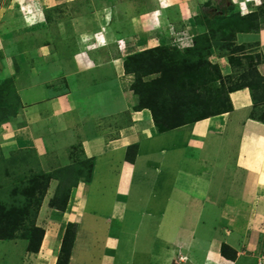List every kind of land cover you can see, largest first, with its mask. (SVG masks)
Masks as SVG:
<instances>
[{"label": "crops", "instance_id": "1", "mask_svg": "<svg viewBox=\"0 0 264 264\" xmlns=\"http://www.w3.org/2000/svg\"><path fill=\"white\" fill-rule=\"evenodd\" d=\"M138 1L144 8H137ZM60 2L39 0L32 14L19 11L3 25L0 81L12 78L18 104L16 114L0 124L9 133L0 144L4 153L49 157L50 170L70 151L80 166L92 161L91 181L78 182L68 208L51 209L55 223L82 222L84 232L87 207L95 224L105 222L90 238L108 242V259L100 264H204L209 255L212 264L237 261L222 255V242L239 250L226 238L236 242L245 222L264 218V121L251 116L250 88L230 92L227 112L160 131L151 111L137 107L134 75L124 67L129 54L177 46L172 26L199 34L197 17L190 14L197 0H186L188 12L171 0H64L72 6L68 12ZM262 24L257 46L264 50ZM22 25L44 32L25 41L15 37L21 28L13 29ZM101 31L108 43L95 46L93 36ZM212 55L231 67L225 56ZM258 65L264 75L263 57ZM131 145H137L136 156L127 160ZM58 183L53 178L50 185L56 190ZM40 212L43 224L45 211ZM130 221L137 226L128 235ZM179 247L191 254L187 261L175 257Z\"/></svg>", "mask_w": 264, "mask_h": 264}, {"label": "trees", "instance_id": "2", "mask_svg": "<svg viewBox=\"0 0 264 264\" xmlns=\"http://www.w3.org/2000/svg\"><path fill=\"white\" fill-rule=\"evenodd\" d=\"M231 7L220 13L205 12L202 17H197L201 32L194 36L192 46L153 47L126 57L124 67L126 72L134 75L131 87L138 98L137 107L151 111L160 131L231 110L230 92L244 87L250 88L254 102L251 116L264 121V75L252 54L245 55L247 62L238 56L246 45L237 44L235 40L237 33L259 30L264 21V0L259 7L245 14L239 6L237 9ZM213 53L228 57L234 68L232 74L222 75L219 64L210 60ZM245 64L249 66L246 71ZM13 89L12 78L0 81V124L10 120L18 110ZM136 151L137 145L128 148L130 160L135 159ZM77 162L75 167L59 169L55 176L41 169L37 173L31 172L24 179L23 183L28 186H24L25 189L7 185L0 179V238L28 239V249L38 251L45 230L36 221L51 179L59 180L52 206L61 210L66 209L70 193L82 177V180H90L92 161L83 162L82 166ZM10 170V167L5 169L6 176H14ZM3 195L9 199L1 198ZM75 226L71 222L65 225L56 264H69L77 234ZM221 253L231 260L237 258V251L227 244H223Z\"/></svg>", "mask_w": 264, "mask_h": 264}, {"label": "rangeland", "instance_id": "3", "mask_svg": "<svg viewBox=\"0 0 264 264\" xmlns=\"http://www.w3.org/2000/svg\"><path fill=\"white\" fill-rule=\"evenodd\" d=\"M171 1L177 3V6L181 5V8L183 9V11L188 12L191 9L187 6L186 0H171ZM240 1H247V0H203L202 2H200V0H197V2L193 6L194 10H192L190 12V14L194 13V15L196 17H202L205 12L220 13L225 8H232L231 7L232 5H233L234 9H237L241 3ZM249 1H250V3H246L249 9H256L263 2V0H259V2H257V0H249ZM38 3H39V0H0V39H1L2 31H6L3 28L4 23H6L8 20L18 18L17 15H18V13H20L19 11H21V13L23 12L27 15L32 14L34 9H36L38 7ZM60 3H63V4H61V6H65L67 12L69 11V9L71 10L72 6H70L69 3H65L64 0H61ZM39 4H41V3H39ZM85 4H83V5H85ZM136 4L139 5V7H137L138 9L144 8L143 7L144 3L141 4L140 1H138ZM35 5H36V7H35ZM73 5H76V4L74 3ZM239 8H240V6H239ZM56 20L58 22H60L61 17L59 16V18H57ZM262 25H263L262 35L264 36V23ZM20 28H21V31H19L20 33L15 35V37H19L21 39L25 38V41L33 40L38 35H40L41 32H44V31H41V32L40 31H32L31 29H28V28H26V26L24 27L23 25L21 27L15 26V28H13V29H16V31H17V29H20ZM171 28H173L171 30L172 33L174 35L176 33V36L178 34L179 37L181 38L180 41L182 42L180 45H178L177 42L174 41L175 45H177L178 47H181V48L193 45V43H194L193 37L194 36L191 32L192 31L191 28L185 27L181 30H176V31L174 30L173 26ZM260 28H261V26H260ZM260 28H259V30H256V31L240 32V33H237V35H236V39H235L236 43L241 44V45H243V44L246 45V48L244 50H240L238 53V56L240 58H243L244 62H247V60L245 58L246 54H250V55L252 54L254 56V60L258 61L259 63L262 61V57L264 59V54H263L264 50L261 47L257 46L258 45L257 44L258 43L257 38H259L258 33L260 32ZM27 37H30L31 39L29 38V40H28ZM104 38H105V35H104ZM58 44H60V43H58ZM125 48H126V45L124 47V50H125ZM62 49H64V48H62ZM213 54H215V53H213ZM225 57L228 60V57L227 56H225ZM215 58L216 57L214 55H212L211 61L219 64V66L221 68L222 75L224 77H227L228 75L233 73L234 68L232 67L231 64H230L231 67L229 65L222 66L221 60L215 59ZM225 63H227V62H225ZM257 67L259 69V65ZM240 68L242 69V66ZM243 68H245V71H246L249 68L248 64H245V66H243ZM4 132H5L4 130L0 129V144L2 143V145L4 144L5 139H6L5 135L9 134V133H5V135H4ZM8 150L9 151H6V154H5L4 150H2V148L0 147V179H1V181H5L7 183V185L12 186V184H13V186H16V187L17 186L18 187H24V186L26 187L27 183L25 184L23 182H24V179H26V176L31 174V172L37 173V171L41 169V170H45L48 173H53L55 176V175H57V173H58L57 171L59 169L63 170V169H66L67 167H75L74 165H76V161L77 160L80 161L79 158L77 157V155L74 154V151H70L69 155H68L69 157L67 156L68 153L64 154L63 156L58 157L55 160V162L53 163L56 166L57 165L56 162H58L60 167H56V168H53L50 170V168L48 167L50 162L47 161V160H49V161L51 160L49 157H45V160L40 161L39 158H36V159L33 158V156L30 154L31 151L15 150V149H8ZM126 157H127V160H130V158L128 157V153H127ZM8 160L11 161V163L10 162L7 163ZM7 167L11 168L10 171H12V173H14V176L13 175L6 176L5 169ZM83 168L85 169V167H83ZM92 176H93V174L91 173L90 180L89 181L84 180V181L86 183L90 182L92 179ZM83 178L84 177H82V179ZM54 184L51 187V185L49 183V187L47 189L46 194L44 195V198L42 200V205H41L40 210H39V213H41L40 211H42V212L45 211L43 213V221L41 220V222L43 224L44 223L48 224L46 226V228L50 231L48 233L49 235L47 236L46 228H44L45 225L42 226L43 224H40V221H39L40 216L38 213L37 221H36L37 225H39L40 227H42L45 230V234H44V237L42 239V242H41V245H40L38 251L33 252V251H30L28 249V245H29L28 239H23L21 237H15V238H11V239L0 238V264H6V262L4 260H7L8 264H56V261L58 258V253H59L61 245H62L61 243H62L64 231H65V225L70 223V221L67 224L63 223L60 220H57V223L54 222V218L56 219V217L54 216V212H53L54 210L51 209V208H54L52 206V198H53L55 193H53V192H56ZM25 187H24V189H25ZM0 191H1V189H0ZM71 195H72V192L70 193L66 208H68V206H69V200L71 198ZM3 197H5V199H9V196H7V195L1 196V198H3ZM47 199H50V201L47 202L48 204L45 205V207L43 208V201H45ZM105 208L107 209L109 207L105 206ZM43 209H44V211H43ZM58 210H61V209H58ZM89 210H90V207H87L86 211L83 212L84 215L86 214L87 224L86 223L85 224H86L88 230H89V227H88L89 225H91V227L93 226L92 228H94L95 230L94 229L89 230V231L87 230L88 232L86 231L87 232L86 233L83 230V224L84 223L82 224V222H79V223L74 222V224L76 225L75 229H77V234L75 235V240L73 242V246L71 249L69 264H100L101 259L103 260V258H104L105 261H106V259H108L107 258L108 255L105 254L107 251L106 247H108V242L107 243L104 242L105 237L96 236V237H94L93 241L90 239V238H92V234L94 235L95 233H97V230L102 228L105 222H101L99 220V221H96V224H95L94 220L91 218V216L94 217V214H91V216H90V214L88 215L86 213ZM104 214H105V212L100 213V216H101L100 219L105 220L106 216H104ZM29 218L27 220H29ZM130 218H131V216H130ZM71 223H73V222H71ZM113 223L114 222H109V226H112ZM81 226H82V230H80ZM136 226H137L136 221H130L129 223L128 222L126 223L125 228H127L128 235L130 234V232H134L133 230L136 229ZM104 228H106V227H104ZM79 230L81 232H79V234H78ZM104 231L106 232V229ZM103 234H104V232H103ZM108 234L111 235V231H108L107 235ZM52 235H53V237L55 235H58V236L51 238ZM226 240L230 241L231 243H234L235 245H237V248H239V250L235 249L237 251V257H239V259H237L238 262L235 261L234 263H232V262H223V261L217 262V261H215V262H213V264H264V218H262V220L259 219V221L251 222L249 224H248V222H245V227L243 229V232H242L241 236L238 238V240L236 239L237 240L236 242L229 239V238H226ZM218 241H220V240H218ZM218 241H216V242H218ZM104 243H105V245H104ZM125 244H127V242H125ZM223 244H227L229 247L233 248L231 246V244L226 243V242H222L221 247L223 246ZM124 248L128 249L129 246H124ZM175 250H176V254H177V255H175V257L177 258V260H180L183 262L187 261L189 256L191 255L190 253L189 254L185 253L186 250H180V247L176 248ZM149 254H151V253L148 252V256H149ZM149 257H150V260L154 261L153 256H149ZM109 259H111V258L109 257ZM209 259H210V261L208 260L207 263L205 262L204 264H212V260H214V259L210 255H209ZM139 260L142 263H146V262L149 263V261L145 262L144 260H142L141 257ZM108 262H109V260H108ZM154 262H156V261H154Z\"/></svg>", "mask_w": 264, "mask_h": 264}, {"label": "built area", "instance_id": "4", "mask_svg": "<svg viewBox=\"0 0 264 264\" xmlns=\"http://www.w3.org/2000/svg\"><path fill=\"white\" fill-rule=\"evenodd\" d=\"M249 1V0H247ZM248 6H245L244 9L245 11H249V9L247 8ZM95 38L97 41H95L94 45L98 44V43H103V42H106L105 38H104V35H103V32L101 31L100 33H95L94 34ZM175 36H176V33H175ZM180 37L179 35L177 34L176 38H175V41L177 42L178 45H180L182 42L180 41ZM118 43V46L120 47L121 50H124V47H125V40L124 39H119L117 41Z\"/></svg>", "mask_w": 264, "mask_h": 264}, {"label": "clouds", "instance_id": "5", "mask_svg": "<svg viewBox=\"0 0 264 264\" xmlns=\"http://www.w3.org/2000/svg\"><path fill=\"white\" fill-rule=\"evenodd\" d=\"M241 3H240V10H241V12H242V14H245V13H248V12H251L252 11V9H249L248 7V9H249V11H245V9H244V7L245 6H247V4L246 3H250L249 1H240ZM257 2H259V0H257ZM93 38H94V40L95 41H97L96 40V38H95V36H93ZM106 40V39H105ZM118 41V40H117ZM95 43V42H94ZM107 43V41L106 42H103V43H98V44H96L95 46H97V45H105Z\"/></svg>", "mask_w": 264, "mask_h": 264}]
</instances>
